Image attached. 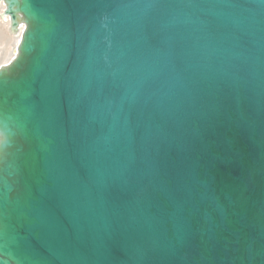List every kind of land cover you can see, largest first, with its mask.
I'll list each match as a JSON object with an SVG mask.
<instances>
[{
    "label": "water",
    "instance_id": "1",
    "mask_svg": "<svg viewBox=\"0 0 264 264\" xmlns=\"http://www.w3.org/2000/svg\"><path fill=\"white\" fill-rule=\"evenodd\" d=\"M3 264H264V0H0Z\"/></svg>",
    "mask_w": 264,
    "mask_h": 264
},
{
    "label": "bare ground",
    "instance_id": "2",
    "mask_svg": "<svg viewBox=\"0 0 264 264\" xmlns=\"http://www.w3.org/2000/svg\"><path fill=\"white\" fill-rule=\"evenodd\" d=\"M6 4L0 3V66L8 64L17 54L24 25L19 31L11 28V17L5 13Z\"/></svg>",
    "mask_w": 264,
    "mask_h": 264
},
{
    "label": "snow or ice",
    "instance_id": "3",
    "mask_svg": "<svg viewBox=\"0 0 264 264\" xmlns=\"http://www.w3.org/2000/svg\"><path fill=\"white\" fill-rule=\"evenodd\" d=\"M7 141L0 140V158H2L3 149L6 147ZM0 264H3L2 261H0Z\"/></svg>",
    "mask_w": 264,
    "mask_h": 264
}]
</instances>
